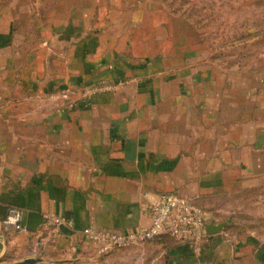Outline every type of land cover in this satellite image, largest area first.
I'll list each match as a JSON object with an SVG mask.
<instances>
[{"label":"crops","instance_id":"0c3cea01","mask_svg":"<svg viewBox=\"0 0 264 264\" xmlns=\"http://www.w3.org/2000/svg\"><path fill=\"white\" fill-rule=\"evenodd\" d=\"M74 2L45 21L28 0L0 11L1 253L51 264H264L263 231L236 233L232 221L246 192L264 204V78L231 66L157 2ZM103 81L122 82L90 92ZM164 192L191 198L224 229L198 246L165 236L107 253L84 234L148 226L147 206ZM11 207L25 231L4 225ZM46 213L74 224L54 230Z\"/></svg>","mask_w":264,"mask_h":264},{"label":"rangeland","instance_id":"374dc122","mask_svg":"<svg viewBox=\"0 0 264 264\" xmlns=\"http://www.w3.org/2000/svg\"><path fill=\"white\" fill-rule=\"evenodd\" d=\"M33 2V16L39 21L67 15L76 0H28ZM93 0H86L88 6ZM171 13L184 17L197 28L204 39L221 54L231 66L246 67L253 75L264 78V0H151ZM12 0H0V11ZM80 5L84 0H79ZM29 8V6H28ZM257 194V193H256ZM243 207L238 215L232 216L235 231L259 229L264 234V204L255 203L253 191L246 192ZM237 202V200L235 201ZM245 208V209H244ZM241 229V230H238ZM9 249V250H8ZM0 262H15L27 257H16L8 248ZM37 256V255H30ZM38 257V256H37Z\"/></svg>","mask_w":264,"mask_h":264},{"label":"built area","instance_id":"2783aa9c","mask_svg":"<svg viewBox=\"0 0 264 264\" xmlns=\"http://www.w3.org/2000/svg\"><path fill=\"white\" fill-rule=\"evenodd\" d=\"M121 82L94 83L89 90L94 94L115 91ZM147 210L150 217L148 226L126 232L86 227L83 232L90 241L98 244L100 253L142 244L164 235L190 240L195 246H198L207 236L205 228L210 220L208 212L196 205L191 198L178 192L161 193L156 201L147 206ZM44 220L46 225L54 230L60 229L63 225L73 226L74 224L71 218L53 213H46ZM4 225L7 228L25 231L26 228L22 224V211L17 207H11L4 219ZM139 259L143 260V254Z\"/></svg>","mask_w":264,"mask_h":264},{"label":"water","instance_id":"95a60500","mask_svg":"<svg viewBox=\"0 0 264 264\" xmlns=\"http://www.w3.org/2000/svg\"><path fill=\"white\" fill-rule=\"evenodd\" d=\"M208 217L210 220L205 228L206 235H213V234L221 232L224 229L225 223H215L212 220V217L210 214H208ZM0 264H51V263H48L47 261H45V259H43L40 256L38 257L31 256V257H27V258H24L22 260L15 261V262H0Z\"/></svg>","mask_w":264,"mask_h":264},{"label":"trees","instance_id":"16d2710c","mask_svg":"<svg viewBox=\"0 0 264 264\" xmlns=\"http://www.w3.org/2000/svg\"><path fill=\"white\" fill-rule=\"evenodd\" d=\"M233 231H235V230H233ZM237 233V232H236ZM165 236H169V235H164V236H161V237H165ZM161 237H158V238H155V239H159V238H161ZM172 237V236H171ZM155 239H153V240H155ZM151 241V240H150Z\"/></svg>","mask_w":264,"mask_h":264}]
</instances>
